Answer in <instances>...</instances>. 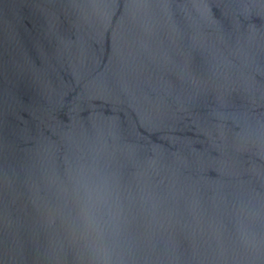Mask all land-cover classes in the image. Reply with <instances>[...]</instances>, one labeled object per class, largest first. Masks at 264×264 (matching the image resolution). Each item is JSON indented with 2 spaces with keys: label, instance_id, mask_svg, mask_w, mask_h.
Returning <instances> with one entry per match:
<instances>
[{
  "label": "water",
  "instance_id": "obj_1",
  "mask_svg": "<svg viewBox=\"0 0 264 264\" xmlns=\"http://www.w3.org/2000/svg\"><path fill=\"white\" fill-rule=\"evenodd\" d=\"M0 264H264V0H0Z\"/></svg>",
  "mask_w": 264,
  "mask_h": 264
}]
</instances>
